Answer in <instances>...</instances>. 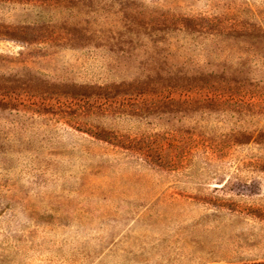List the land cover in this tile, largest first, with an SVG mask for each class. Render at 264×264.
<instances>
[{
    "label": "rangeland",
    "instance_id": "374dc122",
    "mask_svg": "<svg viewBox=\"0 0 264 264\" xmlns=\"http://www.w3.org/2000/svg\"><path fill=\"white\" fill-rule=\"evenodd\" d=\"M0 264H264V0H0Z\"/></svg>",
    "mask_w": 264,
    "mask_h": 264
}]
</instances>
